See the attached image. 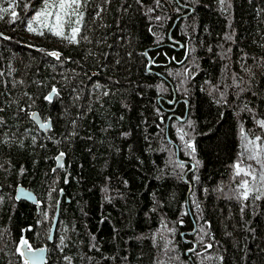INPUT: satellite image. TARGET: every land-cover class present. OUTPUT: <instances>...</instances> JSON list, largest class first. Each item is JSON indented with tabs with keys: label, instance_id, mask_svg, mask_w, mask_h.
Returning <instances> with one entry per match:
<instances>
[{
	"label": "trees",
	"instance_id": "16d2710c",
	"mask_svg": "<svg viewBox=\"0 0 264 264\" xmlns=\"http://www.w3.org/2000/svg\"><path fill=\"white\" fill-rule=\"evenodd\" d=\"M14 7L0 19V264H23L21 237L46 264H264V197L233 191L264 188L260 165L256 181L234 167L264 140V0H88L78 44L27 31L42 0Z\"/></svg>",
	"mask_w": 264,
	"mask_h": 264
},
{
	"label": "snow or ice",
	"instance_id": "6c2138e0",
	"mask_svg": "<svg viewBox=\"0 0 264 264\" xmlns=\"http://www.w3.org/2000/svg\"><path fill=\"white\" fill-rule=\"evenodd\" d=\"M7 2L9 3V5H12V7L11 9H8L0 6V19H3L4 15L7 14L8 16L11 17L9 22H15V20L17 19V14L15 12V7H14L15 0H7ZM105 2L110 3L111 0H105ZM137 2L139 3L140 0H137ZM87 3L88 0H42L43 7L35 11L33 17L27 20L26 29L28 32L39 36L45 35V30H47V32L50 33L52 36H55L60 40H63L69 44H78L80 43L81 40L87 41L88 40L87 35H81L83 20H84L83 9L86 8ZM220 3L224 4L225 0H220ZM156 4L159 5L160 0H156ZM99 11H103V9H100ZM99 11L96 13V16L99 15ZM96 16H93V19H95ZM157 19H159V17H157ZM0 36H2V34H0ZM3 38L11 39L10 37H3ZM48 55L53 56L56 59L60 58L59 52H50L48 53ZM143 55L147 57L148 54L147 52H145L143 53ZM3 76H4V72L0 71V77ZM0 83H3V81L0 80ZM12 83L13 84L23 83V81L22 80L13 81ZM37 83L39 85L42 82H37ZM6 86L7 85L5 84V87ZM104 94L107 95V93ZM25 95H29V94L25 93ZM56 96H59V92L57 88L53 85L50 88L49 92L44 96V99L49 103H51L53 101V98ZM29 99L31 100L32 97L29 96ZM172 102L174 103L175 101ZM29 107H31V105H29ZM2 111H4V109L0 108V112ZM20 111H27V109L22 108L20 109ZM29 115L33 121L38 122L40 129L47 131L50 128L51 122L49 120H42L39 113L30 112ZM3 123H4L3 118L0 117V124ZM258 123L260 127L264 128V120H261ZM184 135L186 134L181 135L180 137L181 140L184 139ZM245 139H247V137H245ZM259 139L260 137H256L257 141ZM33 140H35V137H33ZM249 143L255 145L256 141H249ZM186 144L188 147H192L190 142L186 141ZM257 149L260 150L259 146H257ZM193 151H195L194 148ZM63 155L64 153L61 152L56 159L59 161L61 157H63ZM248 158L256 160V162L260 165L259 180L262 184H264V160H261L258 155H250ZM234 167L237 169L236 175L239 176L241 172H243L245 176H251L252 181L257 180V176L253 174L256 172V169L252 168L251 165H249L247 169H241L240 164H236ZM233 191L235 198L241 202L248 201L250 194H253V200H260L262 197H264V188L258 187L255 184L252 187H249L248 180H242L237 186V188L234 189ZM28 198L31 199L32 197L29 195ZM241 211H243V206L241 208ZM168 231L174 232V229H169ZM202 242L203 241L201 240V243ZM61 243H63V237H61ZM92 246L95 247L94 244ZM205 247L211 248L212 245L208 244L205 245ZM16 250L22 258L27 257L28 253L33 251L32 245L24 237H21V239L19 240ZM188 251L195 252L196 249L190 248ZM23 264H29L28 260L24 259Z\"/></svg>",
	"mask_w": 264,
	"mask_h": 264
},
{
	"label": "water",
	"instance_id": "95a60500",
	"mask_svg": "<svg viewBox=\"0 0 264 264\" xmlns=\"http://www.w3.org/2000/svg\"><path fill=\"white\" fill-rule=\"evenodd\" d=\"M177 20H179V18ZM53 52H59V51H53ZM146 52L148 53V51H146ZM60 56H61V53H60ZM176 98L177 97L175 95L174 96V99L176 100ZM174 103L172 102L171 104H174ZM37 113H39V112H37ZM187 115H188V106H187V112H186L185 118L187 117ZM40 117H41V115H40ZM41 119L44 120L42 117H41ZM46 120H49L51 122V126H50V128L47 131L40 129L39 128V125H38V122L33 121V120L32 121L38 126L39 130L43 134L48 135L49 132L53 128V121H52V119H46ZM167 136H168L169 141H171L170 138H169V131H168V129H167ZM176 148H177V158L180 161V149H179V147L177 145H176ZM65 162H66V156L64 154L63 157H61V159L59 161L56 159V167L55 168L56 169H62V168H64ZM182 163L184 165H187L188 164L187 162H182ZM184 179L186 180V177ZM0 190H1V187H0ZM29 195L32 197L31 199L28 198ZM63 195H64V191H61V193H60V200H59V203H58V206H57V209H56L55 217H54V220H53V223H52V228H51V231H50V234H49V238H48L50 243L53 242L54 239H55V235H56V231H57V226L59 224V219H60L61 200L63 198ZM15 199L18 202L19 201H24V202H27V203L36 205L38 209L40 208V205H41L40 204V201L38 199V196L36 195V193L33 190H31L30 188L25 187L23 185H18L17 186L16 191H15ZM66 201L67 202H70V199L69 198H66ZM196 247H197V245H196ZM32 249H33V251L30 252V253H28V256L27 257H23V258L24 259H27L28 262H29V264H46L47 263V260H48V257H49V248L47 246H44V247L32 248ZM41 250H43V251H41ZM25 251H27V250H25Z\"/></svg>",
	"mask_w": 264,
	"mask_h": 264
},
{
	"label": "rangeland",
	"instance_id": "374dc122",
	"mask_svg": "<svg viewBox=\"0 0 264 264\" xmlns=\"http://www.w3.org/2000/svg\"><path fill=\"white\" fill-rule=\"evenodd\" d=\"M61 44L62 43H60V45ZM254 141H256L255 145H253L251 143L244 144V153L242 155V158L245 160V162L247 164H250L252 166L258 167L259 164L256 162V160L249 159L246 156V153H249L250 155H258L261 160H264V140H262V141L254 140ZM257 146H259L260 150L257 149Z\"/></svg>",
	"mask_w": 264,
	"mask_h": 264
},
{
	"label": "bare ground",
	"instance_id": "6f19581e",
	"mask_svg": "<svg viewBox=\"0 0 264 264\" xmlns=\"http://www.w3.org/2000/svg\"><path fill=\"white\" fill-rule=\"evenodd\" d=\"M182 4V3H181ZM161 8V7H160ZM173 40V39H172ZM175 47V46H174ZM148 54V53H147ZM147 57H149V55H147ZM153 64V62H152V60H150V66ZM169 138H170V136H169ZM171 140V139H170ZM173 142V141H172ZM174 143V142H173ZM175 144V143H174ZM177 144H175V146H176ZM178 146V145H177ZM178 147H180V146H178ZM180 149V148H179ZM194 168H195V166H194Z\"/></svg>",
	"mask_w": 264,
	"mask_h": 264
}]
</instances>
